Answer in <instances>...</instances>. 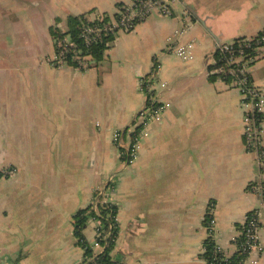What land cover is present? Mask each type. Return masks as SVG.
Returning a JSON list of instances; mask_svg holds the SVG:
<instances>
[{"label": "crops", "instance_id": "obj_1", "mask_svg": "<svg viewBox=\"0 0 264 264\" xmlns=\"http://www.w3.org/2000/svg\"><path fill=\"white\" fill-rule=\"evenodd\" d=\"M129 2L0 0V172L16 169L0 175V264H80L72 218L116 172L109 200L117 207L119 264H206L199 256L208 210L214 241L232 254L238 226L258 206L239 91L209 71L218 44L264 30V0H178L171 16L153 12L119 32L96 67L49 64L51 27L83 14L111 16ZM189 43L191 60L171 52ZM154 61L166 109L124 167L112 135L144 106L138 80ZM248 77L264 89V54ZM82 233L91 244L94 223ZM258 235L264 243V214ZM244 264H264V251Z\"/></svg>", "mask_w": 264, "mask_h": 264}, {"label": "built area", "instance_id": "obj_2", "mask_svg": "<svg viewBox=\"0 0 264 264\" xmlns=\"http://www.w3.org/2000/svg\"><path fill=\"white\" fill-rule=\"evenodd\" d=\"M178 0H130L129 3L116 8L117 17H113L102 25L92 24L95 21L102 22L103 15H96L91 18H85V23L81 26L79 38L85 46H90L100 42L103 37L111 34L115 38L119 32H130L143 22L151 13L157 12L162 16H171L173 14V5ZM180 17L184 21H191V14L183 10ZM88 22V23H87ZM56 26L61 33L67 31V27L60 24ZM184 27L175 31V36H180ZM258 39L259 46L255 47V54L248 55L243 50L242 45L234 47V40L220 43L217 49L220 52L219 65L214 58L213 66L209 73L217 75V78L224 81L222 76L233 77V86L237 88L240 94V104L243 110V140L245 148L252 153L255 158L257 174L254 181L250 184V190L258 197V206L250 211L244 218V244L243 251L248 255L247 259L261 254L264 251V243L260 241L258 230L260 220L264 214V139L262 138V124L264 118V89L255 87L248 79L249 67L251 62L260 58L264 54V30L260 33ZM245 38L242 42L249 41ZM112 41L109 40L107 45ZM192 45L176 44L172 46L171 52L177 57L189 61L192 59ZM50 65L60 67L70 65L77 71L86 70L91 64L89 56L80 55V50H76V44L71 41L68 35L54 41L53 55L48 59ZM251 63V64H250ZM158 65L154 63L149 75L142 76L138 80V89L144 97V106L136 113L132 123L125 129H119L113 132L112 144L116 148L118 159L124 167L131 165L136 158L141 147L142 139L148 134V125L152 122H159L166 105L158 100L156 86L161 88L166 86L165 83L157 81ZM16 169L5 167L1 170L0 175L8 177L14 174ZM119 172L111 174L106 182L96 191L104 200H109V195L114 189V183ZM210 213V212H209ZM95 226V238L90 244L95 252L102 249L97 243V237L100 233L97 231L98 223L92 221ZM215 219L211 216L208 227L206 226V238H214ZM241 233V232H240ZM233 237L231 243L240 235ZM234 246V245H233ZM219 247V246H218ZM219 249H221L219 247ZM204 250V249H202ZM222 250V249H221ZM225 252V251H224ZM226 253V252H225ZM227 254V253H226ZM230 255V254H228Z\"/></svg>", "mask_w": 264, "mask_h": 264}, {"label": "trees", "instance_id": "obj_3", "mask_svg": "<svg viewBox=\"0 0 264 264\" xmlns=\"http://www.w3.org/2000/svg\"><path fill=\"white\" fill-rule=\"evenodd\" d=\"M124 4H118L116 8L123 6ZM117 17V14L114 16ZM86 17L83 15L69 17L66 22L67 31L61 33L56 26L50 28V34L53 42L56 39L63 38L66 35L69 36L71 41L76 44V50H80V55L89 56L90 62L96 67L100 61L104 58V53L108 48L107 42L113 40L111 34L108 33L100 42L92 44L90 46H85L79 38V33L81 26L85 23ZM109 17H104L102 22L95 21L92 24L102 25L108 21ZM88 23V22H87ZM261 33V32H260ZM258 33L254 37H250L251 40L242 42L246 37H241L234 39L236 42L234 47L242 45L243 50L248 55L255 54V47L259 46L258 39L261 34ZM220 52L216 50L214 53V58L216 60L215 65H219ZM255 62L252 61L253 64ZM250 63V64H251ZM217 75L212 74L211 79H215ZM222 79L226 83H232L234 81L233 77L222 76ZM249 79V77H248ZM211 214L209 210L206 211L204 216V226L208 227ZM73 235L76 238V244L83 251V258L80 264H119L115 258L112 256V251L114 249L115 241L118 235L119 226L117 221V207L111 201L104 200L103 196H99L97 191L93 194L92 202L83 209L77 211L73 218ZM89 221H96L99 225L97 231L100 235L97 237V243L102 246L99 252H95L92 246L85 240L83 236V230L85 229ZM240 229V235L233 242L235 251L228 255L223 250L219 249L218 245L214 241L213 237L205 238L203 242V252L200 254V258L205 261L206 264H244L247 260V253L243 251L242 246L244 244L245 238L243 235L244 224L238 226Z\"/></svg>", "mask_w": 264, "mask_h": 264}, {"label": "rangeland", "instance_id": "obj_4", "mask_svg": "<svg viewBox=\"0 0 264 264\" xmlns=\"http://www.w3.org/2000/svg\"><path fill=\"white\" fill-rule=\"evenodd\" d=\"M96 13V12H95ZM92 13L91 15H84L86 18H91V17H94V16H96V15H103V16H105L104 14H100V13ZM115 14H117V12H116V8H115V12H114V14L113 15H111V16H108L109 17V19L108 20H110L111 18H113L114 16H115ZM106 17V16H105ZM247 38V37H246ZM154 63H155V61H154ZM149 75V74H148ZM143 76H147V75H143Z\"/></svg>", "mask_w": 264, "mask_h": 264}]
</instances>
